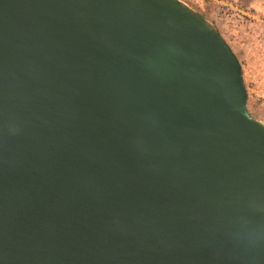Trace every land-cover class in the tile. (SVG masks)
<instances>
[{"label": "water", "instance_id": "1", "mask_svg": "<svg viewBox=\"0 0 264 264\" xmlns=\"http://www.w3.org/2000/svg\"><path fill=\"white\" fill-rule=\"evenodd\" d=\"M179 0H0V264H264V123Z\"/></svg>", "mask_w": 264, "mask_h": 264}, {"label": "rangeland", "instance_id": "2", "mask_svg": "<svg viewBox=\"0 0 264 264\" xmlns=\"http://www.w3.org/2000/svg\"><path fill=\"white\" fill-rule=\"evenodd\" d=\"M211 23L241 64L250 115L264 123V0H179Z\"/></svg>", "mask_w": 264, "mask_h": 264}]
</instances>
